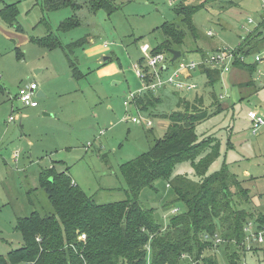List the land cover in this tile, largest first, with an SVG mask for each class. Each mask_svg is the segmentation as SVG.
I'll return each mask as SVG.
<instances>
[{
	"label": "rangeland",
	"instance_id": "rangeland-1",
	"mask_svg": "<svg viewBox=\"0 0 264 264\" xmlns=\"http://www.w3.org/2000/svg\"><path fill=\"white\" fill-rule=\"evenodd\" d=\"M182 1L184 5L203 3L192 16L197 38L186 33L178 61L172 62V56L167 55L164 79L174 74L179 63L200 64L202 50L207 54L233 50L261 24L264 15V0H112L116 11L110 16L102 10L92 14L81 2L77 12L81 24L62 32L58 25L73 15L71 9L48 13L42 10L40 0H0V9L13 4L17 13L13 26L0 18V256L24 244L15 225L17 218L31 213L27 196L30 189H37L29 193L34 202L32 208H46L47 197L37 181L43 170H67L71 180L87 195H93L98 204L125 199L121 165L148 152L154 138L164 136L169 120L161 115L176 111L179 98L192 103L201 97L207 113H215L220 103L223 110L195 128L200 139L213 136L220 142L219 157L207 175L225 163L250 191L249 205L243 207L256 208L255 213L264 215V125L254 133L249 114L257 112L264 117V47L244 58L246 65L256 68L252 73L232 68L221 73L220 81L213 87H208L197 68L193 80L179 78L187 86L195 84L194 89L176 90L164 84L156 95L151 92L156 98L152 102L143 98L148 106L142 104L141 108L147 109L146 113L136 111L131 100L130 105H124L129 95L141 94L143 90L135 71V65L145 67L138 63L145 58L142 47L148 46L149 54L161 42L158 29L165 22L178 21L174 8ZM49 33L58 37L61 47L48 50L34 43ZM84 38L85 46L69 47ZM68 50L76 73L68 67ZM103 56L109 59L104 60ZM256 57L259 61H255ZM232 79L234 85L230 84ZM248 79L255 84V92L244 93V88L237 87ZM32 82L44 90L45 97L37 98L36 110L22 109L15 95ZM44 111L53 116H43ZM151 111L155 116L147 127L144 117L148 118ZM14 114L15 121L10 122L8 119ZM134 117L142 122L132 123ZM172 175L197 180L188 161L177 163ZM173 200L174 194L163 180L138 192L142 208L153 209L154 218L162 227L182 211ZM225 246H229L227 251ZM225 246L204 251V257L215 258L217 264H229L227 255L234 247ZM256 248L264 249L262 245ZM260 252L255 257L247 251L238 260L264 264V252Z\"/></svg>",
	"mask_w": 264,
	"mask_h": 264
},
{
	"label": "trees",
	"instance_id": "trees-1",
	"mask_svg": "<svg viewBox=\"0 0 264 264\" xmlns=\"http://www.w3.org/2000/svg\"><path fill=\"white\" fill-rule=\"evenodd\" d=\"M40 2L44 12L64 8L74 11L73 15L59 23L62 32L81 24L77 14L81 2L92 14L102 10L110 16L116 11L112 0ZM202 7L203 3L184 5L183 1L180 2L174 8L178 21L162 24L158 29L161 42L151 49L150 55L165 53L171 57L168 50L180 51L181 54L186 33L192 39L197 38L192 16ZM16 14L13 4L0 9V18L8 26H13ZM34 43L48 50L61 47L58 37L51 33L34 40ZM85 44L84 38L72 42L69 47H83ZM263 47L264 15L261 24L232 50L235 59L229 69L254 72L256 68L246 65L244 58ZM70 51L65 53V58L69 69L75 72ZM217 52L220 50L209 54L202 50L201 57L205 59ZM143 62L144 58H141L138 63L142 66ZM198 69L206 78L208 87H213L221 79L222 72L216 68L198 66ZM194 72L188 73L186 77L191 79ZM148 81L147 77L144 83ZM237 87L244 88V93L256 90L250 79ZM0 91H3L1 86ZM143 98L147 102L156 99L149 90L135 96L133 103L140 113H146L147 110L141 108L145 104ZM194 100L191 103L179 98L176 111L161 115L169 120L165 135L159 139L154 138L148 152L121 165V175L126 183V189H121L126 197L121 201L98 204L93 195H87L71 180L67 170L57 173L52 167L41 171L37 181L40 191L47 197L46 208L42 211L32 208L34 202L29 193L37 189H30L27 196L31 213L27 217L17 218L15 225L24 244L6 256H0V264H217L215 258H205L204 251L225 245L234 247V251L227 255L229 264H242L238 258L247 252L244 247V229L249 223L253 224L255 231L264 229V215L255 213L256 208L243 207L249 205L250 191L243 187L244 181L229 172L225 163L221 169L207 175L219 157L220 142L213 136L200 139L195 128L223 108L219 103L215 113H207L202 108V98L196 97ZM147 116L152 118L155 115L151 111ZM181 161L191 163L197 180H191L185 175H172L174 166ZM156 180L168 182L174 194L173 202L182 210L163 227L154 218V210L142 208L138 201V192L142 188H151ZM79 235H84L85 239L78 240ZM205 235L209 239L206 240ZM215 235L221 238V243H215ZM225 247L227 251L229 246ZM260 251L264 252V249L253 247L248 252L259 257Z\"/></svg>",
	"mask_w": 264,
	"mask_h": 264
},
{
	"label": "built area",
	"instance_id": "built-area-1",
	"mask_svg": "<svg viewBox=\"0 0 264 264\" xmlns=\"http://www.w3.org/2000/svg\"><path fill=\"white\" fill-rule=\"evenodd\" d=\"M251 22V21H248ZM142 53L145 55V68L146 71H144V68H140L138 65H135V71L142 81V86L144 91H150L153 93V95H156L158 90H161L164 88V84H168L172 87H174L176 90L179 89H185L184 91H189L195 88V84H190V86H187L185 84H182L179 81L180 77H186L188 73H193L198 66H205V67H212L222 70V73L230 71V67L235 59V55L230 49H224L220 52L210 54L209 57L202 59L200 64H196L195 62L187 63L182 62L178 64V67L174 69V74L167 77V79H164L162 77L163 69L166 68V62H167V55L165 53L163 54H157V55H150L148 54V46H144L141 49ZM147 53V54H146ZM243 60V57H241ZM256 61H259V58H255ZM149 78L148 83H144L146 78ZM38 87L35 83H28L26 86H23L20 88L19 93L15 96V100L21 105L22 107H30V108H36L38 107L37 104V98H38ZM140 93V91H139ZM139 95V94H137ZM137 95H129V97L124 101V105L128 106L130 105L129 100L133 101L134 97ZM19 111V109H16V112ZM14 112V111H13ZM250 119L253 122V132L255 133L259 127L264 125V117L259 115L257 112H250ZM15 114L11 115L9 117V121H15ZM146 126H151L152 119L145 118ZM140 118L134 117L132 119V123H141ZM15 157L18 156V153L14 154ZM177 209L173 210L174 213H176ZM245 241H244V247L245 250L249 251L253 247H260L262 245L264 247V229L255 231L253 229L252 223H249L245 229ZM204 238L207 240L209 239L206 235ZM215 243L219 244L222 242L221 238H218L216 235L214 236ZM85 239L84 235H79L78 240L83 241ZM244 264V263H242Z\"/></svg>",
	"mask_w": 264,
	"mask_h": 264
},
{
	"label": "crops",
	"instance_id": "crops-1",
	"mask_svg": "<svg viewBox=\"0 0 264 264\" xmlns=\"http://www.w3.org/2000/svg\"><path fill=\"white\" fill-rule=\"evenodd\" d=\"M104 46V45H103ZM104 57V60H108L109 59V57L108 56H103ZM144 62H145V59H144ZM145 64V63H144ZM231 73V72H230ZM223 74H221V76H222ZM193 76H194V74H193ZM193 76L191 77V79L193 80ZM229 78H230V80H231V76H229ZM232 82H233V79H232ZM230 83V84H233L234 85V82L233 83ZM34 83V82H33ZM141 83H142V81H141ZM193 84V83H192ZM41 93H42V95H41ZM38 94H40L41 96H40V98L41 97H45V92H44V90L43 89H39V91H38ZM142 94V93H141ZM16 96V95H15ZM39 98V97H38ZM38 104V103H37ZM131 105H134V104H132L131 103ZM134 107H135V109H136V111H137V108H136V106L134 105ZM26 108H28V107H26ZM26 108H24V107H22V109H26ZM37 108H39V104H38V107H36V108H30L29 107V109H31V110H36ZM51 111V110H50ZM139 112V111H138ZM51 114V116H50V114ZM140 113V112H139ZM42 114H43V116H46V117H52L53 116V114H52V112H48L47 113V111H44V112H42ZM16 118V117H15ZM144 118H146V117H144ZM150 118V117H149ZM148 118V119H149ZM150 119H152V118H150ZM168 126V125H167ZM165 135V134H164ZM70 177V176H69ZM73 181H75V180H73ZM76 182V181H75ZM77 183V182H76ZM77 185H78V183H77ZM79 186V185H78Z\"/></svg>",
	"mask_w": 264,
	"mask_h": 264
},
{
	"label": "water",
	"instance_id": "water-1",
	"mask_svg": "<svg viewBox=\"0 0 264 264\" xmlns=\"http://www.w3.org/2000/svg\"><path fill=\"white\" fill-rule=\"evenodd\" d=\"M167 52H168V54L172 55V60H171L172 62L177 61L181 57L180 51L168 50ZM41 95H42V93H41ZM41 95L38 94L37 96L40 98Z\"/></svg>",
	"mask_w": 264,
	"mask_h": 264
}]
</instances>
